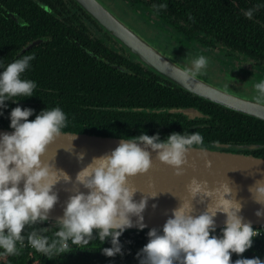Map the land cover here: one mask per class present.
<instances>
[{"label": "trees", "instance_id": "trees-1", "mask_svg": "<svg viewBox=\"0 0 264 264\" xmlns=\"http://www.w3.org/2000/svg\"><path fill=\"white\" fill-rule=\"evenodd\" d=\"M52 1L50 4V0H20L19 6L15 0H0V15L3 3L10 19L15 10L20 14V25H13L11 20L4 23L0 18V62L7 65L22 55H32L35 60L32 76L28 70L23 78L37 84L33 97L20 100L24 105L7 102L0 116V128L11 129L9 115L17 106L34 109L36 114L47 107L59 106L67 115L62 132L121 139L144 131L150 136L159 133L162 140L173 132H199L204 138L203 149L216 150L217 144L231 145L228 152L264 158L263 121L181 89L141 63L74 0ZM135 1L144 15L149 11L159 18L158 30L175 31L182 38L178 39L179 44L198 42L202 49L191 51L194 57L202 55L203 49H226L230 55L242 56L258 63L261 69L264 67V7L252 19L241 11L264 4V0ZM154 4L166 7L153 9ZM50 8L59 17L55 22L49 19L54 15L46 11ZM37 39L47 43L27 50V45ZM23 48L26 52L16 57ZM181 109H196L204 116L193 120L169 112ZM29 119L34 120L35 115ZM250 145L260 148L253 151L240 148ZM38 227L50 228L47 223ZM261 230L264 232V228ZM148 232L125 231L120 237L123 254L115 257H107L101 251L111 247L110 242L102 244L94 239L51 257L25 245L18 255H0V264H139L138 253L148 243ZM221 233L218 230L212 234ZM254 257L264 260V236L255 238L252 248L243 254V258ZM239 258L232 254L233 262Z\"/></svg>", "mask_w": 264, "mask_h": 264}, {"label": "clouds", "instance_id": "clouds-1", "mask_svg": "<svg viewBox=\"0 0 264 264\" xmlns=\"http://www.w3.org/2000/svg\"><path fill=\"white\" fill-rule=\"evenodd\" d=\"M261 7L264 4L241 11L247 19H252ZM33 60L32 55H22L7 65L0 62V116L9 100L18 103L34 96L36 82L23 78ZM207 64L208 58L199 55L191 60V67L184 74L195 77ZM254 89L255 99L264 103V80L255 83ZM33 115L35 119L30 120ZM9 119L12 132L0 134V255L5 256L18 255L27 245L51 257L66 252L72 245L83 246L94 239L102 244L111 243V247L101 249L105 256L122 255L123 233L133 226L141 231L147 227L143 216L147 198L134 201L136 191L128 187L129 179L150 171L152 153L160 162L174 168L177 176H183L187 154L204 143L199 132H173L164 140L159 133L150 136L144 131L135 137H122L114 150L94 157L77 173L75 183L87 193L78 190L69 197L63 216L56 219L49 237L50 228L38 226L48 222L58 203L55 186L61 180L71 183V177L44 163L42 157L66 126L67 115L59 106L47 107L39 114L34 109L17 106L11 109ZM78 159L83 160L84 154ZM207 166L211 167L210 161ZM188 191L191 200L172 210L162 230L153 228L148 232V243L138 253L139 264H264L259 257L243 258L252 248L257 231L240 215L242 205L234 198H226L233 194L228 185L222 191L210 189L206 181L193 178ZM249 191L256 203L264 205V180H257ZM197 197L211 198L212 204L215 197L214 207L194 215L193 201ZM217 213L226 216L219 236L212 234L216 231ZM132 216L137 217L135 225ZM256 216L264 218V208ZM232 254L241 258L233 262Z\"/></svg>", "mask_w": 264, "mask_h": 264}, {"label": "water", "instance_id": "water-1", "mask_svg": "<svg viewBox=\"0 0 264 264\" xmlns=\"http://www.w3.org/2000/svg\"><path fill=\"white\" fill-rule=\"evenodd\" d=\"M87 14H89L111 37L121 43L134 57L149 69L162 77L167 78L181 89L190 94L224 107L230 111L240 113L264 122V103L244 94L233 92L219 87L200 75L195 77L185 76L187 69L169 53L161 50L158 44L146 40L139 32L121 20L102 0H74ZM36 44L27 48L34 47ZM14 104L24 102L9 100ZM150 112V111H149ZM160 112V111H159ZM170 113H181L190 119L203 118L204 114L196 109L169 110ZM11 129L0 128V134L11 133ZM120 139L102 137L90 134H76L61 132L60 136L48 146L42 160L53 165L58 170H63L71 177V183L61 180L54 191L58 194V203L49 214L48 224L55 227L57 218L63 216L66 201L78 190L87 193V190L75 183L77 173L85 167L94 157H99L114 150ZM216 150L193 148L187 154V164L184 166V175L177 176L176 170L160 162L155 153H152V167L147 174L138 175L129 179L128 187L136 191L134 201L139 202L147 198V207L143 213V231L155 228L162 230L166 220L171 216L172 210L181 202L191 200L188 185L193 178L206 181L210 189H220L228 185L232 195L226 197L235 199L242 205L240 215L245 223L250 222L253 228H264V218H258L256 212L264 205L258 204L249 191L257 180H264V158L245 155L242 153L228 152L231 145L217 144ZM245 150H257L260 146H240ZM84 154V159H78ZM211 167H208V162ZM23 188V183L20 185ZM156 195V196H155ZM155 196V197H152ZM197 197L193 201L194 215H200L211 210L215 204V197ZM203 202H200L202 201ZM153 205H156L153 208ZM136 224L137 217H131ZM215 219L216 231L225 227L226 216L217 213ZM126 231H141L133 226Z\"/></svg>", "mask_w": 264, "mask_h": 264}, {"label": "rangeland", "instance_id": "rangeland-1", "mask_svg": "<svg viewBox=\"0 0 264 264\" xmlns=\"http://www.w3.org/2000/svg\"><path fill=\"white\" fill-rule=\"evenodd\" d=\"M121 20L127 25L133 28L136 32H139L146 40L154 39L160 40L161 46L167 45L166 48L175 49L174 52L178 55L171 54L167 50L158 46L161 50L169 53L175 59H177L186 68L191 67V60L195 57L191 54L194 49H202L199 44H195V47L190 50L187 47L183 51V46L178 43V39H182L173 30H158L157 21L160 22L159 18L149 11H145L139 7L136 8L135 0H102ZM122 16V17H121ZM124 18V19H123ZM126 20V21H125ZM129 22V23H128ZM139 29V30H138ZM142 32V33H141ZM159 34V35H158ZM173 36V37H172ZM177 37V38H176ZM165 38L170 39L168 44ZM112 41V40H111ZM114 42V41H112ZM116 44V43H114ZM178 49H176V48ZM201 51V50H200ZM203 54L208 58V64L197 75L208 79L213 84L222 87L224 89L244 94L247 97L255 98L256 91L254 84L260 81L261 71L256 66V63L251 60H246L242 56L230 57L227 50L222 51L216 49L214 51L204 50ZM129 52V51H128ZM202 52V51H201ZM184 54H187L186 57ZM182 59V60H179ZM259 75V76H258ZM264 75V74H263Z\"/></svg>", "mask_w": 264, "mask_h": 264}, {"label": "flooded vegetation", "instance_id": "flooded-vegetation-1", "mask_svg": "<svg viewBox=\"0 0 264 264\" xmlns=\"http://www.w3.org/2000/svg\"><path fill=\"white\" fill-rule=\"evenodd\" d=\"M2 2H5L6 0H1ZM34 2H37V1H39V0H33ZM15 2H16V4H18L19 6H20V0H15ZM53 1L52 0H50V4L52 3ZM6 8V5H5V3H3L2 4V7H1V15H0V18L4 21V23H8V21H12V24L14 25V24H18V25H20V21H19V17H20V14L15 10L14 12H12L11 14H10V16H11V19L8 17V15H7V13L5 12V9ZM6 11H8V9L6 10ZM47 12H50L51 14H53L54 15V17L52 16H50L49 17V19L50 20H52L53 22H55V20H57L59 17H55L56 16V11L55 10H53V9H51L50 8V10H46ZM89 15V14H88ZM122 17V16H121ZM124 19V18H123ZM126 21V20H125ZM129 23V22H128ZM139 30V29H138ZM142 33V32H141ZM113 38V37H112ZM114 39V38H113ZM166 40V39H165ZM47 40H45V41H43V40H41V39H37V40H35V41H33V42H31V43H29V45H27L28 47H30V46H32V45H34V44H36L34 47H36V46H38V45H41V44H43V43H47L46 42ZM150 41L151 42H155V43H157L158 44V46H160L161 48L163 47H165L164 49L166 50V49H168V50H171V51H174L175 49H170V46L171 45H169V48H166L167 47V45H164L163 44V46H161L162 44H161V42H160V40L158 41V39H157V41L156 40H154V39H150ZM167 42V41H166ZM198 42H191V44H185L184 43V41H181V46H186L189 50L192 48L191 46L192 45H194V44H197ZM168 44H170L169 42H168ZM26 46V47H27ZM114 47H116V44H114L113 45ZM25 47V48H26ZM34 47H32V48H34ZM25 48H23L21 51H20V53L19 54H17L16 55V57L17 56H19V55H21L22 53H25L26 51H25ZM32 48H30V49H32ZM44 49H47V48H49V47H43ZM176 48V47H175ZM29 49V50H30ZM176 49H178V48H176ZM167 50V52H169V53H171V54H175V55H178V54H176V53H174V52H170V51H168ZM194 50H197V49H194ZM214 50H216V48L215 49H213L212 51H214ZM226 50V49H225ZM222 51V53L224 52V49L223 50H221ZM36 52V51H35ZM228 54H229V56L230 57H233V55H230L231 54V52H229L228 51ZM175 57V56H174ZM186 57V56H185ZM179 60H182V59H179ZM4 63H7V62H4ZM34 64H35V60H33L32 62H31V67H30V69H29V72H31L32 70H33V67H34ZM256 66L260 69V67H259V65H258V63H256ZM260 71H261V76H260V80H264V67L262 68V69H260ZM31 76H32V72H31ZM259 76V75H258ZM49 225V224H48ZM49 227L51 228V227H53L52 225H49Z\"/></svg>", "mask_w": 264, "mask_h": 264}, {"label": "built area", "instance_id": "built-area-1", "mask_svg": "<svg viewBox=\"0 0 264 264\" xmlns=\"http://www.w3.org/2000/svg\"><path fill=\"white\" fill-rule=\"evenodd\" d=\"M48 224V223H47ZM51 225V224H49ZM255 231H257V237L256 238H260V237H263L264 236V232L261 230V229H258V228H253ZM219 231H222V230H219Z\"/></svg>", "mask_w": 264, "mask_h": 264}]
</instances>
